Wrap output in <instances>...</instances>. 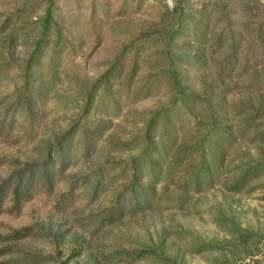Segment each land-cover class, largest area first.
Masks as SVG:
<instances>
[{"label": "rangeland", "instance_id": "obj_1", "mask_svg": "<svg viewBox=\"0 0 264 264\" xmlns=\"http://www.w3.org/2000/svg\"><path fill=\"white\" fill-rule=\"evenodd\" d=\"M28 166L0 264H264V0H0V184Z\"/></svg>", "mask_w": 264, "mask_h": 264}, {"label": "trees", "instance_id": "obj_2", "mask_svg": "<svg viewBox=\"0 0 264 264\" xmlns=\"http://www.w3.org/2000/svg\"><path fill=\"white\" fill-rule=\"evenodd\" d=\"M54 24V20H53V10L51 8V6L48 7L47 9V13L45 15V19L43 21L42 27L44 28L43 30L45 32H47L51 25ZM43 40V37H41ZM40 43V42H39ZM27 101V100H25ZM4 129V128H3ZM142 159H145L144 157H141L140 160L142 162ZM27 170V175L28 177H25L24 174L22 173L23 171H21V173L19 175H16L15 178H9L7 180H5L2 184H0V212L2 209V200L5 197L6 194V189L7 187L12 186L13 189V193L16 199V203L19 206L20 203L22 201H27L31 198L32 196V191H33V187L35 186L34 184V180H33V172H34V168L32 166H28L26 168ZM53 169L50 168H45L43 169V174L41 175V181H43L48 188L52 187V180H53V176L54 173L52 172ZM13 179V180H12ZM129 193L131 196H135L136 200H137V209L143 207V205H148V201H147V195L143 193V191L137 190L135 187L131 186ZM126 194H124V196L121 199H125ZM121 200V201H123ZM117 211H121V206L118 205L116 209H114L113 211L110 212L109 214V221L112 222L114 221V218L116 217L114 214ZM114 215V216H113Z\"/></svg>", "mask_w": 264, "mask_h": 264}]
</instances>
